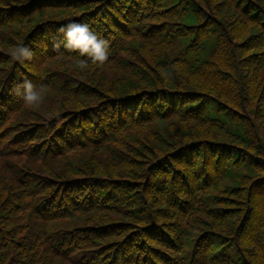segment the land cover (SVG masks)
Segmentation results:
<instances>
[{"label": "trees", "instance_id": "trees-1", "mask_svg": "<svg viewBox=\"0 0 264 264\" xmlns=\"http://www.w3.org/2000/svg\"><path fill=\"white\" fill-rule=\"evenodd\" d=\"M0 264H264V0H0Z\"/></svg>", "mask_w": 264, "mask_h": 264}, {"label": "clouds", "instance_id": "clouds-1", "mask_svg": "<svg viewBox=\"0 0 264 264\" xmlns=\"http://www.w3.org/2000/svg\"><path fill=\"white\" fill-rule=\"evenodd\" d=\"M63 36L66 52L77 54L81 59L78 68L84 71L89 64L103 65L109 59V41L102 38L91 26L84 22L70 21L59 29ZM59 47V46H57ZM12 61L24 64L34 58V52L26 44L13 47L9 53ZM45 88L25 80L12 89V94L28 108H38L44 103Z\"/></svg>", "mask_w": 264, "mask_h": 264}, {"label": "rangeland", "instance_id": "rangeland-1", "mask_svg": "<svg viewBox=\"0 0 264 264\" xmlns=\"http://www.w3.org/2000/svg\"><path fill=\"white\" fill-rule=\"evenodd\" d=\"M164 154L163 155H166V159L165 160H171V156H172V154L171 153H169V152H163ZM170 155V156H169ZM173 157V156H172ZM146 164V162L144 163V164H139V165H145ZM235 203V200H233V202L230 204V205H233ZM240 204H243L244 205V209H245V213H244V215L245 214H247L248 213V210H249V207H247V203L245 204V203H240ZM236 210V209H235ZM238 211L240 212L241 211V209H238Z\"/></svg>", "mask_w": 264, "mask_h": 264}, {"label": "bare ground", "instance_id": "bare-ground-1", "mask_svg": "<svg viewBox=\"0 0 264 264\" xmlns=\"http://www.w3.org/2000/svg\"><path fill=\"white\" fill-rule=\"evenodd\" d=\"M200 108L202 109V108H203V106H201ZM192 111H193V112H197V110H196V109H192V110H191V112H192Z\"/></svg>", "mask_w": 264, "mask_h": 264}]
</instances>
